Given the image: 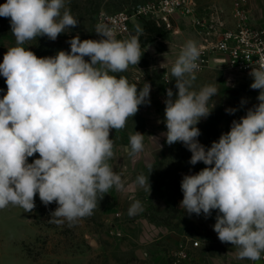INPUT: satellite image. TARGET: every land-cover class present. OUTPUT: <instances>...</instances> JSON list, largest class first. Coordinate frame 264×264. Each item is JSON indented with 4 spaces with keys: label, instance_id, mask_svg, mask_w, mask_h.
<instances>
[{
    "label": "clouds",
    "instance_id": "clouds-1",
    "mask_svg": "<svg viewBox=\"0 0 264 264\" xmlns=\"http://www.w3.org/2000/svg\"><path fill=\"white\" fill-rule=\"evenodd\" d=\"M0 17L10 18L15 37L0 63L7 86L0 98V209L11 205L32 212L38 194L46 207L57 204L53 222L74 223L92 215L98 197L110 189L125 190L122 173L109 163L110 132L125 128L141 105L150 104L151 85L140 87L115 74L140 62L143 29L136 26L134 34L118 39L115 29L101 22L95 27L99 40L76 35L68 41L70 51L38 57L24 47L27 42L55 41L79 24L66 0H6ZM200 55L195 41L184 44L170 69L177 91L168 88L164 101L165 142L182 143L191 152V165H205L183 176L180 208L205 218L215 210L218 239L237 248L239 258L256 261L264 253V61L249 72L258 103L206 147L197 125L215 108L211 101L219 89L216 83L195 86ZM145 136L138 131L129 136V156L144 151ZM134 183L151 191L149 175L139 174ZM131 199L128 215L136 216L144 209Z\"/></svg>",
    "mask_w": 264,
    "mask_h": 264
},
{
    "label": "rangeland",
    "instance_id": "rangeland-1",
    "mask_svg": "<svg viewBox=\"0 0 264 264\" xmlns=\"http://www.w3.org/2000/svg\"><path fill=\"white\" fill-rule=\"evenodd\" d=\"M144 1L147 0H66V7L71 10L79 24L59 35L55 41L39 37L27 42L24 47H29L38 57H46L54 56L60 50L70 51L68 41L76 35L81 40H99L101 37L95 32V27L101 12L130 8ZM196 1L201 5L214 1L220 3L219 0ZM5 2L6 0H0V4ZM148 22L147 19H139L132 24L134 31L136 26L143 29L140 36L143 52L140 62L136 66L130 65L123 73L115 74L118 78L125 76L130 83H138L140 87H143L144 82L151 85L150 104L141 105L138 113L128 119L125 128L110 132V138L114 141V157L109 163L114 171L122 173L125 190L110 189L102 200L98 197L97 207L92 215L71 224L66 220L63 223L53 222L55 218H51L50 213L56 209L57 204L53 202L46 207L41 203L38 194L32 212H25L23 208L11 205L0 209V264H122L125 260H133L129 251L133 247L131 244L148 240L144 230H138L139 239H131V233H134L132 223H162L167 219L183 217L188 220L189 215L183 209L180 210V201L183 199L181 180L186 174L199 172L205 165L202 162L191 165V152L179 142L169 146L161 134L166 131L163 122L166 90L171 88L174 93L177 91L175 80L169 81L172 79L170 69L184 44L197 37L189 24L180 22L177 32L167 31L164 37H157L149 43L144 42L148 36L145 31ZM126 38L128 36L118 39ZM13 46L15 37L11 33L10 18L0 17V63L8 48ZM218 71L197 74L195 82L197 88L216 83L219 89L217 96L211 101L216 103L215 108L210 116L197 125L201 131L198 139L206 147H210L220 137L218 126L221 128L229 104L223 96L234 87L228 83L229 76ZM230 77L237 84L242 81L240 74ZM0 89L3 90L0 91V98H3L7 86L2 75ZM135 131L146 136L144 151L133 158L128 154L129 136ZM149 136L157 137L158 142ZM34 158H38V153L30 157L29 162ZM139 174L149 175L150 192L135 185L134 181ZM131 197L139 200L144 209L136 216L128 215V209L133 202ZM112 230L121 231L122 235L118 236Z\"/></svg>",
    "mask_w": 264,
    "mask_h": 264
},
{
    "label": "built area",
    "instance_id": "built-area-1",
    "mask_svg": "<svg viewBox=\"0 0 264 264\" xmlns=\"http://www.w3.org/2000/svg\"><path fill=\"white\" fill-rule=\"evenodd\" d=\"M249 1L231 0L227 7L216 1L201 5L196 0H147L130 8L103 11L98 23L113 27L117 38L129 36L133 22L139 19L174 32L180 29V22L187 23L194 29L201 52L197 73L214 67L243 72L252 80V65L264 61V26L253 22ZM112 232L122 235L121 231ZM199 244V240L192 238L180 244L170 253L172 264L187 262Z\"/></svg>",
    "mask_w": 264,
    "mask_h": 264
},
{
    "label": "crops",
    "instance_id": "crops-1",
    "mask_svg": "<svg viewBox=\"0 0 264 264\" xmlns=\"http://www.w3.org/2000/svg\"><path fill=\"white\" fill-rule=\"evenodd\" d=\"M219 1L224 6L230 7L231 5V0ZM249 4L253 22L256 25L264 26V0H250ZM195 40L197 41V39H194V41ZM214 70L218 71L219 68L212 67L197 74L212 73ZM218 72L229 76V78H227L228 83L234 85L233 88H230V93L223 96L226 97V100L229 102L227 108L237 109L234 114L226 112V118L222 120L221 128L218 126L219 130L217 132H220L221 136L222 133H226L230 130L233 120H239L240 117L246 114L248 108L258 103L256 98L259 91L250 88L252 80L243 72L233 70L225 72L221 69ZM235 74H240L242 78V81L238 84L230 77ZM242 100L246 101L243 105L241 104ZM180 210L182 211V208H180ZM215 216L216 211L214 210L212 215L208 218H205L203 214L200 216L194 214V216H188V220H185L183 217L172 220L167 219L162 223L156 221H137L132 223L131 228L134 230V233H131V239L135 241L139 239L138 230H144V234L148 236V240L143 243L131 244L133 247L129 251H131L133 260L130 262L125 260L122 264H172L170 257L171 251L177 249L180 244L184 243L189 238L199 240L200 244L198 247L193 248L191 258L184 264H264V253H262L261 258L256 261L241 259L238 256L237 248L230 243H222L213 230Z\"/></svg>",
    "mask_w": 264,
    "mask_h": 264
},
{
    "label": "trees",
    "instance_id": "trees-1",
    "mask_svg": "<svg viewBox=\"0 0 264 264\" xmlns=\"http://www.w3.org/2000/svg\"><path fill=\"white\" fill-rule=\"evenodd\" d=\"M145 31L147 32V37L144 42H152L157 37H164L168 30L158 27L154 22L149 21L145 26Z\"/></svg>",
    "mask_w": 264,
    "mask_h": 264
},
{
    "label": "water",
    "instance_id": "water-1",
    "mask_svg": "<svg viewBox=\"0 0 264 264\" xmlns=\"http://www.w3.org/2000/svg\"><path fill=\"white\" fill-rule=\"evenodd\" d=\"M132 32H134V30H132L131 33H132ZM132 34H134V33H132Z\"/></svg>",
    "mask_w": 264,
    "mask_h": 264
}]
</instances>
